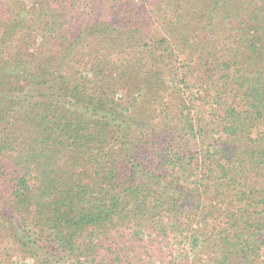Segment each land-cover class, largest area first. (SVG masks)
I'll return each mask as SVG.
<instances>
[{"label":"trees","instance_id":"1","mask_svg":"<svg viewBox=\"0 0 264 264\" xmlns=\"http://www.w3.org/2000/svg\"><path fill=\"white\" fill-rule=\"evenodd\" d=\"M2 240L264 264V0H0Z\"/></svg>","mask_w":264,"mask_h":264},{"label":"rangeland","instance_id":"2","mask_svg":"<svg viewBox=\"0 0 264 264\" xmlns=\"http://www.w3.org/2000/svg\"><path fill=\"white\" fill-rule=\"evenodd\" d=\"M3 254V255H1ZM12 245L7 240L0 241V264H27V261H23L14 255ZM4 255H13L10 259H6ZM9 260V261H5Z\"/></svg>","mask_w":264,"mask_h":264}]
</instances>
